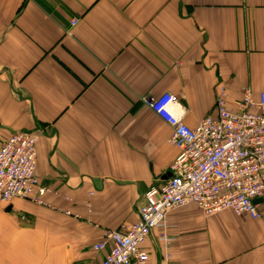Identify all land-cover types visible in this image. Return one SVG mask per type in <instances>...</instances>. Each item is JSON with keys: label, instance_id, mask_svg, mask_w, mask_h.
Wrapping results in <instances>:
<instances>
[{"label": "crops", "instance_id": "crops-1", "mask_svg": "<svg viewBox=\"0 0 264 264\" xmlns=\"http://www.w3.org/2000/svg\"><path fill=\"white\" fill-rule=\"evenodd\" d=\"M221 87L231 109L264 92V0H0V145L37 134L48 189L0 208V264H98L92 245L138 219L178 152L144 98L174 94L194 126ZM258 206L256 219L174 209L143 264H264Z\"/></svg>", "mask_w": 264, "mask_h": 264}, {"label": "built area", "instance_id": "built-area-1", "mask_svg": "<svg viewBox=\"0 0 264 264\" xmlns=\"http://www.w3.org/2000/svg\"><path fill=\"white\" fill-rule=\"evenodd\" d=\"M225 87L218 91L214 114L194 126L183 119V108L170 92L147 95L144 103L170 127L168 143L178 152L168 177L151 185L138 208V219L107 230L92 245L103 251L98 264H143L149 254L142 245L167 215L187 204L209 217L224 210L256 219L257 199L264 195V92L257 98L244 88L236 109L227 101ZM37 134L15 132L0 145V208L23 198L44 204L48 189L36 172ZM163 257L169 259L171 238L162 234Z\"/></svg>", "mask_w": 264, "mask_h": 264}, {"label": "rangeland", "instance_id": "rangeland-1", "mask_svg": "<svg viewBox=\"0 0 264 264\" xmlns=\"http://www.w3.org/2000/svg\"><path fill=\"white\" fill-rule=\"evenodd\" d=\"M76 22L77 20H73L71 24L74 25ZM162 253H163V250H162Z\"/></svg>", "mask_w": 264, "mask_h": 264}, {"label": "water", "instance_id": "water-1", "mask_svg": "<svg viewBox=\"0 0 264 264\" xmlns=\"http://www.w3.org/2000/svg\"><path fill=\"white\" fill-rule=\"evenodd\" d=\"M260 199H257L255 202H258Z\"/></svg>", "mask_w": 264, "mask_h": 264}]
</instances>
